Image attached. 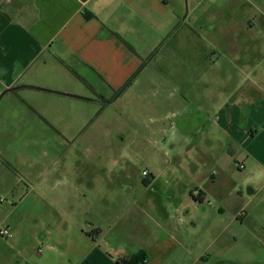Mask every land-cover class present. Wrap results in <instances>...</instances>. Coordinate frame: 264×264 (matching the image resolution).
<instances>
[{
    "label": "crops",
    "instance_id": "1",
    "mask_svg": "<svg viewBox=\"0 0 264 264\" xmlns=\"http://www.w3.org/2000/svg\"><path fill=\"white\" fill-rule=\"evenodd\" d=\"M240 1L0 0V33L8 40L0 100L15 98L64 139L85 133L105 105L104 88L119 89L155 37L168 36L170 26L202 27L198 12L207 4L220 15L207 24L212 66L194 71L193 109L178 103L174 114L183 132L174 140L164 128L131 135L148 140L149 178L120 163L112 185L99 173L21 192L0 183L14 199L0 205V264H240L233 252L243 245L245 221L258 199L264 203L261 192L244 193L251 175L236 173L246 166H234L244 158L253 176L264 177V131L248 132L264 123V49L251 50L243 36L255 26L250 18L242 27L230 18ZM220 59L229 65L219 68Z\"/></svg>",
    "mask_w": 264,
    "mask_h": 264
},
{
    "label": "rangeland",
    "instance_id": "2",
    "mask_svg": "<svg viewBox=\"0 0 264 264\" xmlns=\"http://www.w3.org/2000/svg\"><path fill=\"white\" fill-rule=\"evenodd\" d=\"M244 1L239 2L240 6H235L230 18L241 27L250 18V26H255L250 28L248 35L243 36H250L251 50L264 49V0ZM198 13L203 28L193 24L170 26L168 36L162 40H157L156 37L153 39L149 46H153L152 51L143 55L142 63L133 76H128L115 91L104 88L105 105L102 103L104 107H101V113L90 122L85 133L77 138L64 139L54 134L50 125L33 115L28 106L15 98L9 99L12 97L2 98L0 183L9 182L10 186H15L17 192H21L27 191L30 185H36L38 182H61L63 185L71 180H91L99 173L112 185L110 181L115 177L114 165L120 163L135 165V170L142 173V176L144 171L148 172V140L133 139L131 135H150L153 131L164 128L168 140L178 138V134L183 132V125L174 118V114L177 115L181 110L178 103L185 104L182 108H185V111H192L193 84L198 76L194 71L197 73L212 66L209 62L212 58L208 36L210 26L207 24L209 20H215L220 15L216 16L208 4ZM241 27L233 35L242 34ZM156 29L158 30L154 26L153 30ZM235 29H238L237 24ZM239 43L241 44L240 40ZM219 61V68L229 65L226 59ZM260 62L264 67V60ZM182 83L187 86L184 91L175 90L174 86ZM157 84L162 89L164 85L168 88L163 91ZM162 100L164 103L167 101L169 106L161 107ZM156 103H159V108L151 107ZM159 115H170L171 120L152 123L151 118ZM245 127L246 121L241 122L238 128L245 130ZM251 131L262 133L264 123L262 126L252 124L248 132ZM245 162L244 158L234 161L235 167L246 166V170L237 169L236 175L243 172L251 175L249 177L253 186H245L244 193L253 195L252 193L261 192L260 198L264 197V177L253 176L252 164ZM247 177L238 176L239 185L241 181H246ZM106 191L107 195L112 194L111 188L107 187ZM9 194L6 187L0 186V205H13L14 199ZM45 196L46 200L50 199L48 194ZM245 226L248 231L244 233L243 245L234 249L233 258L240 259V264H264V203L260 199L255 208L250 210V217L245 221Z\"/></svg>",
    "mask_w": 264,
    "mask_h": 264
},
{
    "label": "snow or ice",
    "instance_id": "3",
    "mask_svg": "<svg viewBox=\"0 0 264 264\" xmlns=\"http://www.w3.org/2000/svg\"><path fill=\"white\" fill-rule=\"evenodd\" d=\"M6 42H8L7 38L3 35V33H0V56H2V47Z\"/></svg>",
    "mask_w": 264,
    "mask_h": 264
},
{
    "label": "built area",
    "instance_id": "4",
    "mask_svg": "<svg viewBox=\"0 0 264 264\" xmlns=\"http://www.w3.org/2000/svg\"><path fill=\"white\" fill-rule=\"evenodd\" d=\"M244 168V166L243 165H240V169H243ZM143 177L144 178H149V174H148V172H143ZM0 234H6V232H0Z\"/></svg>",
    "mask_w": 264,
    "mask_h": 264
},
{
    "label": "trees",
    "instance_id": "5",
    "mask_svg": "<svg viewBox=\"0 0 264 264\" xmlns=\"http://www.w3.org/2000/svg\"><path fill=\"white\" fill-rule=\"evenodd\" d=\"M87 18H92L93 15L89 14V15H86Z\"/></svg>",
    "mask_w": 264,
    "mask_h": 264
}]
</instances>
